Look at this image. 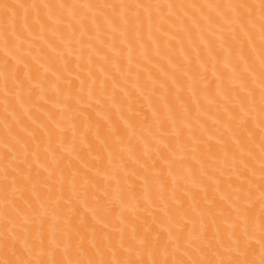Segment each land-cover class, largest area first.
I'll return each instance as SVG.
<instances>
[{
  "label": "bare ground",
  "instance_id": "bare-ground-1",
  "mask_svg": "<svg viewBox=\"0 0 264 264\" xmlns=\"http://www.w3.org/2000/svg\"><path fill=\"white\" fill-rule=\"evenodd\" d=\"M260 4L0 0V264H259Z\"/></svg>",
  "mask_w": 264,
  "mask_h": 264
},
{
  "label": "snow or ice",
  "instance_id": "snow-or-ice-1",
  "mask_svg": "<svg viewBox=\"0 0 264 264\" xmlns=\"http://www.w3.org/2000/svg\"><path fill=\"white\" fill-rule=\"evenodd\" d=\"M237 7H245V5H238ZM260 8H261V12H262V18H264V0H261V4H260ZM262 29H264V25H262ZM262 65V70H264V60H262L261 62ZM261 97H262V102H264V92L261 93ZM261 229L264 230V224L261 225ZM262 251H264V244H262ZM7 264H16L15 261H9L7 262ZM19 264H33V262L31 261H20ZM52 264H55V262H52ZM221 264H225V262H221ZM226 264H255V261H240V260H236V261H228L226 262ZM259 264H264V254H262L261 259Z\"/></svg>",
  "mask_w": 264,
  "mask_h": 264
}]
</instances>
